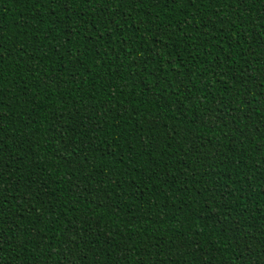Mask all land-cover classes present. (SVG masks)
Here are the masks:
<instances>
[{"label": "trees", "instance_id": "16d2710c", "mask_svg": "<svg viewBox=\"0 0 264 264\" xmlns=\"http://www.w3.org/2000/svg\"><path fill=\"white\" fill-rule=\"evenodd\" d=\"M0 264H264V0H0Z\"/></svg>", "mask_w": 264, "mask_h": 264}]
</instances>
